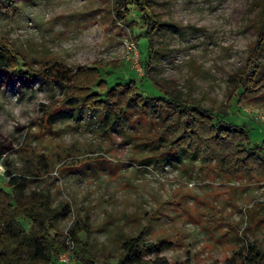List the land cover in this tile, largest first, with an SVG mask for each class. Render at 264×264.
I'll list each match as a JSON object with an SVG mask.
<instances>
[{
  "label": "rangeland",
  "instance_id": "obj_1",
  "mask_svg": "<svg viewBox=\"0 0 264 264\" xmlns=\"http://www.w3.org/2000/svg\"><path fill=\"white\" fill-rule=\"evenodd\" d=\"M126 1L0 0V38L21 60L18 73L0 72V130L14 142L0 188L11 190L10 171L25 194L49 189L53 207L70 204L58 221L59 263L66 251L71 264L76 259L71 228L87 219L97 264H114L123 236L142 231L149 242L173 244L163 253L171 264H226L249 242L264 263V172L229 174L217 161L168 150L145 116L134 111L113 121L112 113L65 102L67 81L46 75L58 63L102 62L110 86L136 80L147 97L162 94L155 78L190 102L225 108L263 142L264 90L242 97L232 79L257 36L254 0H147L163 21L150 51ZM260 61L264 71V51Z\"/></svg>",
  "mask_w": 264,
  "mask_h": 264
},
{
  "label": "trees",
  "instance_id": "obj_2",
  "mask_svg": "<svg viewBox=\"0 0 264 264\" xmlns=\"http://www.w3.org/2000/svg\"><path fill=\"white\" fill-rule=\"evenodd\" d=\"M253 4L257 8L253 20L257 36L249 45L245 66L232 75L234 94L242 97L259 95L264 90L260 61L264 51V0H254ZM126 8L128 11L134 9L139 15L150 51L153 36L163 24L162 19L150 9L147 0H127ZM148 56L149 53L143 56L146 62ZM112 63L114 68L119 67V62ZM19 67V55L6 39L0 38V72L18 73ZM103 67L102 62L76 69L58 63L53 74L45 73L67 81L65 102H79L90 110L101 111L106 118L112 113L113 121L123 122L126 115H132L134 111L145 116L149 123L157 125L160 139H166L168 150L217 161L229 174L264 172V141L253 140L247 122L234 121L225 108L190 102L184 98L182 90H166L155 78L152 83L162 93L157 96H144L136 80L110 86L102 77ZM26 73L35 76L31 69ZM13 147V140L0 130V157ZM9 173L7 185L11 190L0 188V264H60L58 254L64 249L65 242L59 238L58 221L70 204L65 202L59 208L53 207L49 189L25 194L21 176ZM22 218L30 222L28 228ZM81 232L88 236L85 241L79 238ZM91 232L89 219L78 221L71 228V235L77 241L76 259L72 264H97L91 251ZM144 234L142 231L136 236H123L121 256L114 264H171L163 253L173 244L149 242ZM262 259L261 248L249 242L247 250L241 249L226 264H264Z\"/></svg>",
  "mask_w": 264,
  "mask_h": 264
},
{
  "label": "built area",
  "instance_id": "obj_3",
  "mask_svg": "<svg viewBox=\"0 0 264 264\" xmlns=\"http://www.w3.org/2000/svg\"><path fill=\"white\" fill-rule=\"evenodd\" d=\"M262 119H264V116L260 115ZM5 156L6 154H4L2 157H0V175L3 176V177H7V171L5 169ZM71 237V235H70ZM70 251H66V252H63L61 255H60V263L61 264H71L70 261H71V256H70Z\"/></svg>",
  "mask_w": 264,
  "mask_h": 264
}]
</instances>
